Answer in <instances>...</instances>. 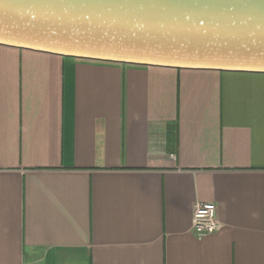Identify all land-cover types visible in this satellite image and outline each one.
<instances>
[{"label": "crops", "instance_id": "0c3cea01", "mask_svg": "<svg viewBox=\"0 0 264 264\" xmlns=\"http://www.w3.org/2000/svg\"><path fill=\"white\" fill-rule=\"evenodd\" d=\"M0 264H264V73L0 45Z\"/></svg>", "mask_w": 264, "mask_h": 264}, {"label": "water", "instance_id": "95a60500", "mask_svg": "<svg viewBox=\"0 0 264 264\" xmlns=\"http://www.w3.org/2000/svg\"><path fill=\"white\" fill-rule=\"evenodd\" d=\"M0 45L136 65L264 73V0H0Z\"/></svg>", "mask_w": 264, "mask_h": 264}, {"label": "built area", "instance_id": "2783aa9c", "mask_svg": "<svg viewBox=\"0 0 264 264\" xmlns=\"http://www.w3.org/2000/svg\"><path fill=\"white\" fill-rule=\"evenodd\" d=\"M217 207L214 202H198L195 206L192 227L199 238L217 232L221 225L217 219Z\"/></svg>", "mask_w": 264, "mask_h": 264}]
</instances>
